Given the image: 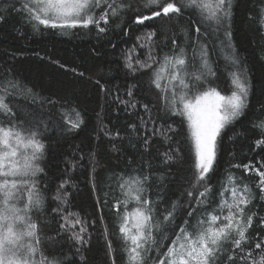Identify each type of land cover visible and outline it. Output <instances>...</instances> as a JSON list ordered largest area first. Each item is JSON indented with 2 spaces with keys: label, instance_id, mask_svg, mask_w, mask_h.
<instances>
[{
  "label": "trees",
  "instance_id": "trees-1",
  "mask_svg": "<svg viewBox=\"0 0 264 264\" xmlns=\"http://www.w3.org/2000/svg\"><path fill=\"white\" fill-rule=\"evenodd\" d=\"M21 3L22 0H0V15L4 16L0 21V87L7 86V82L18 85L9 88L7 99L15 113L14 122H31L45 145L38 161L43 172L36 177L44 207L30 213L38 224L43 255L60 264H128L113 208L117 200L124 199L118 187L122 175L149 177L144 187L155 202L153 215L157 219H162L175 202L178 205L175 225L183 224L184 219L189 220V225L196 223L194 217H187V210L195 207L194 203L189 204L187 193L197 195L187 123L180 115L162 108L160 91L152 83L157 64L135 72L126 67L128 50L133 46V61L146 59L148 48L140 47L142 42L136 37L149 31L157 33L152 47L158 61L173 54V40L189 54L190 45L198 36L208 43L215 76L207 83L224 95L234 90L230 73L246 74L247 107L222 129L207 183L216 202L220 186L229 174L237 178V183L252 188L256 198L246 212L255 215L247 233L250 243L245 249L254 248V243L264 238L261 224L264 199L256 187L259 177L251 167L259 168L264 162V146H255L260 138V130L255 126L264 121V27L259 23L264 0H232L230 20L210 40L195 32L202 21L200 13L192 9H182L178 18L160 17L136 24L133 21L138 13L150 15L158 9L145 8L146 0H116L117 4L130 7L121 10L117 17H109L107 25L101 22L106 31L99 33L91 26L60 30L41 25L34 30L37 22H27L25 14L16 10ZM104 9V5L97 8L96 14ZM225 29L231 32L230 41L224 35ZM232 57L239 60L238 67L230 63ZM144 105H148V112ZM72 110L83 119L78 129H71L64 119V113ZM149 115L156 121L155 125ZM142 119L148 123L145 125ZM0 122L7 124L8 118L0 115ZM160 125L165 130L173 129L166 134L170 139L153 135ZM166 152L174 157L167 162L163 155ZM245 164L250 165L248 170L244 169ZM65 180L70 183L59 194L63 197L64 191L68 193L67 204L56 199L57 190ZM132 207L130 203L129 210ZM58 208L63 212L53 211ZM203 211L198 209L196 215ZM68 212L78 213L86 222V243H77L62 230V215ZM168 235L169 239L162 241V250H166L173 238L171 230ZM259 251L255 250L253 257L258 258ZM151 255L154 258L158 253ZM231 264L242 262L237 258Z\"/></svg>",
  "mask_w": 264,
  "mask_h": 264
},
{
  "label": "snow or ice",
  "instance_id": "snow-or-ice-1",
  "mask_svg": "<svg viewBox=\"0 0 264 264\" xmlns=\"http://www.w3.org/2000/svg\"><path fill=\"white\" fill-rule=\"evenodd\" d=\"M102 5L105 9L97 15L95 10ZM129 7L123 3L117 4L116 0H22L21 7L16 10L25 14L27 22H37L33 25L34 30L41 25L60 30L91 26L104 33L106 27H101V22L107 25L109 17H117L121 10ZM144 7L158 10L151 11L150 15L138 13L134 23L143 24L160 17L178 18L182 15V9L198 11L202 23L195 28V32L210 40L230 20L232 0H146ZM3 19L4 16L0 15V21ZM259 23L264 27V9H261ZM156 35L155 31H149L136 37L142 42L140 47L148 48V55L143 61H133V46L128 50L126 67L135 72L157 64L152 83L160 91L162 108L180 115L187 123L191 152L194 154V187L197 188L195 197L192 192L187 193L189 204H195V207L187 210V217H194L196 223L189 225V220L184 219L183 224L175 225L178 207L175 202L171 210L165 211L162 219H157L153 215L155 202L148 197L144 187L149 177L137 175L125 178L122 175L118 178V187L124 199L117 200L113 208L118 217V231L125 244L128 264H231L237 258L242 264H264V238L255 242L254 248L245 249V245L250 243L247 233L255 215L246 212L256 198L252 188L237 183V178L229 174L220 186L217 193L219 200L216 202L211 196L212 187L207 183L217 157L218 137L222 129L247 107L249 87L246 74L230 73L234 90L224 95L207 83L210 77L215 76L208 43L198 36L190 45L189 54L186 48L179 47L173 40V54L165 55L162 61H158L152 47ZM224 35L230 41L231 32L225 29ZM230 63L234 67L239 66V60L235 57L230 58ZM17 86L7 82V86L0 87V115L8 118L7 124L0 122V264H60L56 259L49 260L40 251L38 224L30 215L33 210L41 211L44 207L43 193L36 177L43 172L38 161L43 156L45 145L39 138L41 133L38 128L31 122H14L15 113L7 99L9 88ZM128 95H132L131 91ZM143 107L148 112V105ZM64 119L71 129H78L83 123L75 110L64 113ZM149 120L155 125L156 121L151 120L150 115ZM142 123L146 125L148 121L142 119ZM255 127L260 130V138L255 141V146L260 148L264 146V121ZM172 131L171 127L165 130L164 125H160L153 135L170 139L166 134ZM144 142L147 145L148 139ZM163 155L166 162L174 158L167 152ZM243 167L248 170L250 165ZM251 167L259 177L256 187L261 199H264V170H261L264 162L259 168L255 165ZM69 183L68 180L63 181L57 190L56 199L63 204H67L68 193L64 191L63 197L59 193ZM201 187L202 191L199 190ZM130 203L133 204L131 210ZM213 204L215 207H212ZM198 209L204 210L201 215H196ZM53 211L63 212L59 208ZM62 219V230L67 231L77 243H86V222L80 219L79 214L68 212L62 215ZM261 224L264 225V218H261ZM169 230L173 238L166 250H162V241L169 239ZM107 231L105 226L106 234ZM255 250H260L258 258L252 255ZM153 252L158 253L154 258L151 255Z\"/></svg>",
  "mask_w": 264,
  "mask_h": 264
}]
</instances>
